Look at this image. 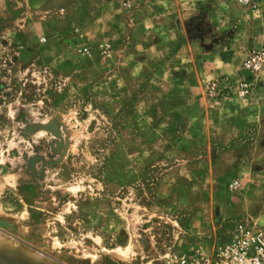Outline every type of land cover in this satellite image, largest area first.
I'll return each mask as SVG.
<instances>
[{"label": "rangeland", "instance_id": "374dc122", "mask_svg": "<svg viewBox=\"0 0 264 264\" xmlns=\"http://www.w3.org/2000/svg\"><path fill=\"white\" fill-rule=\"evenodd\" d=\"M259 49L264 0H0V264H160L264 229Z\"/></svg>", "mask_w": 264, "mask_h": 264}, {"label": "built area", "instance_id": "2783aa9c", "mask_svg": "<svg viewBox=\"0 0 264 264\" xmlns=\"http://www.w3.org/2000/svg\"><path fill=\"white\" fill-rule=\"evenodd\" d=\"M264 64V50H253L245 66L260 68ZM160 264H264V229L254 228L245 220L235 223L233 235L216 243L211 251L199 248L192 253L170 250Z\"/></svg>", "mask_w": 264, "mask_h": 264}, {"label": "bare ground", "instance_id": "6f19581e", "mask_svg": "<svg viewBox=\"0 0 264 264\" xmlns=\"http://www.w3.org/2000/svg\"><path fill=\"white\" fill-rule=\"evenodd\" d=\"M2 237H3V236H2ZM6 239H7V238H6ZM3 243H4V242H3ZM1 244H2V243H1ZM6 244H7V243H6ZM6 244H5V246H8V245H9V244H8V245H6ZM2 245H3V244H2ZM9 247H11V244L9 245ZM10 249H13V246H12ZM10 249H7V250H10ZM22 249H23V248H22ZM11 251H12V250H11ZM14 251H15V250H14ZM17 251H18V250H17ZM29 252H30V251H29ZM29 252L27 253V254H29V257H37V256H38V255L35 256V254H30L31 252H30V253H29ZM5 253H6V251H5ZM32 253H33V252H32ZM7 254H8V252H7ZM18 254H21V253H18ZM14 255H17V253H15ZM30 255H32V256H30ZM33 255H34V256H33ZM3 258H5L6 260L12 262L13 264H23V263H21V262H19V261H15L16 259L13 260L14 258H12V257H10V256H8V255L3 256ZM15 258H16V257H15ZM38 258H39V257H38ZM40 258H41V257H40ZM36 259H37V258H36ZM36 259H35V260H36ZM6 260H5V261H6ZM8 261H7V262H8ZM1 263H3V264L5 263V264H6V262H4V261L1 262Z\"/></svg>", "mask_w": 264, "mask_h": 264}]
</instances>
